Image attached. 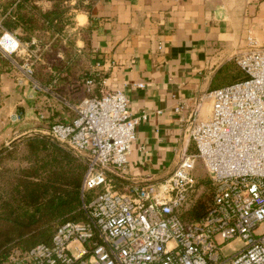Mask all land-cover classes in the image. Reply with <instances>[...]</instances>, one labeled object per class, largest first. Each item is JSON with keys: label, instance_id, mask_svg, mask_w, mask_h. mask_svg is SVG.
<instances>
[{"label": "built area", "instance_id": "obj_1", "mask_svg": "<svg viewBox=\"0 0 264 264\" xmlns=\"http://www.w3.org/2000/svg\"><path fill=\"white\" fill-rule=\"evenodd\" d=\"M247 43L232 56L244 78L198 98L184 119L195 152L183 150L162 180L129 181L124 190L114 186L115 175L127 165L136 125L146 117L132 116L123 90L86 96L76 105L65 102L73 118L51 124L46 134L86 163L80 187L83 217L60 223L49 242L15 249L0 264H264V231L257 232L264 222V43L250 35ZM20 54L27 56L19 67L32 90L48 91L31 75L29 58L39 57L1 27L0 55ZM204 101L208 104L202 109ZM10 118L19 121L22 115ZM37 131L42 130L23 136L42 135ZM196 160L211 176L213 196L200 218L185 222L179 210L197 189L191 174ZM96 188L86 202L84 193ZM233 240L242 245L224 254L223 247Z\"/></svg>", "mask_w": 264, "mask_h": 264}, {"label": "crops", "instance_id": "obj_2", "mask_svg": "<svg viewBox=\"0 0 264 264\" xmlns=\"http://www.w3.org/2000/svg\"><path fill=\"white\" fill-rule=\"evenodd\" d=\"M72 20L71 31L89 28V68L105 80L98 84L99 95L121 89L132 116H146L136 125L125 170L114 178L115 188L124 190L129 181L165 179L183 150L195 152L184 119L200 96L231 83V73L220 71L239 47L247 46L243 32L264 38V0H97L90 14L74 10ZM76 45L80 52L82 41ZM0 58L8 62L0 72V95L11 104L10 117L17 111L33 118L37 108L51 115L56 96L32 90L19 67L24 55L20 61ZM94 86L86 83L85 89L93 94ZM26 132H11L2 146L11 148Z\"/></svg>", "mask_w": 264, "mask_h": 264}, {"label": "trees", "instance_id": "obj_3", "mask_svg": "<svg viewBox=\"0 0 264 264\" xmlns=\"http://www.w3.org/2000/svg\"><path fill=\"white\" fill-rule=\"evenodd\" d=\"M43 1L49 5L43 7L40 3ZM96 2L3 0L1 4V27L14 34L19 29L21 34L17 37L28 42L30 47L38 48L42 59L32 61L31 75L49 93L58 97L52 98L59 109H53L49 115L48 127L73 118L74 112L65 102L75 105L79 96L99 95L98 84L102 78L89 68V28L70 30L74 26V10L90 14ZM77 40L82 41L80 52ZM7 65L8 62L0 58V72ZM220 73H231L230 80L235 78L231 82L244 78L234 60L226 63ZM88 80L95 84L91 88L93 94L85 89ZM62 105L66 112L62 111ZM19 145L25 150L23 164L7 167L5 156H13L11 150ZM85 169L82 158L48 134L25 137L14 142L11 148L0 145V263L8 262L15 249L23 252L38 243L49 242L60 223L82 219L80 187ZM213 189L199 197L193 195L197 189L190 193L179 210L180 218L185 222L200 218L210 206Z\"/></svg>", "mask_w": 264, "mask_h": 264}, {"label": "rangeland", "instance_id": "obj_4", "mask_svg": "<svg viewBox=\"0 0 264 264\" xmlns=\"http://www.w3.org/2000/svg\"><path fill=\"white\" fill-rule=\"evenodd\" d=\"M2 3H3V0H0V7L2 6L1 5ZM40 3H41V5L43 7L46 6V5H49V2H47V1H43V2H40ZM1 15L2 14H0V17H1ZM1 26H2V23L0 21V29H1ZM243 31H244V29H243ZM16 32H17V34H16L17 36L21 34L19 29ZM248 34H249V32H246V31L243 32L244 40H246V41H247L246 35H248ZM249 35L254 37V38H256L260 43H264V38L262 39V37H259V35L253 34L251 32H250ZM21 42H23V41H21ZM34 42H35V40H34ZM23 43H28V42H23ZM29 48H31L32 52L35 55H37L39 57V59H42V56L40 55V52H39L37 47H33L32 48V47H30V44H29ZM247 48H248V45L245 46V47H243V46L239 47V49L237 50L236 53H239V52H241V51H243V50H245ZM22 56H23V54H20V55H17V56L12 55V58L15 61L16 60L20 61L19 59H21ZM24 57L27 58V56H24ZM29 59L30 60H34V56H32ZM234 79H232V80H234ZM38 92H40V91H38ZM43 92L44 91H42V93ZM84 96H85V94H84ZM56 98H58V97H56ZM54 101H55L54 99L52 100V102L50 101V106H51L52 109H55V106L57 107V105H58L57 102H54ZM9 104H10V102L8 100L4 101L3 100V96L0 95V136H3V139H0V145L4 144L5 141H8L11 138V132L15 131V129H16L15 126L18 127L19 125H21L22 123L27 122V121H31V122H35L36 123L34 127L26 129L27 131L28 130L33 131V130H39L40 129L42 131H40V132L37 131L38 134H46V130H47V127L49 125L48 124V121H49L48 117L49 116L46 114V112H44L43 110L37 108V109H35V115L32 116L33 118H30V117L26 118L24 114H22L20 112H17V111L16 112L14 111V113L21 114L22 118H20L19 121H12L11 118H10V111L8 109ZM67 104L70 105L68 102H67ZM53 105H55V106L53 107ZM62 111L66 112L65 111V107L63 105H62ZM39 113H43V117L42 118H39V116H38ZM6 128L9 129L8 132H7L8 135H5V132H4L6 130ZM28 136L30 137V136H39V135L31 134V135H27L25 137H28ZM11 143H14V142H11ZM11 151H13V154H12L13 156H11V155L5 156L6 159H5L4 164L7 167H15V166H18L20 164H23V162H24L23 158H24V155H25V150H24L23 145H19L17 148H15L14 150H11ZM191 174H192L193 178L195 179V183H196V186H197V190L194 192L193 195H195L196 197H199L201 195H204L205 193H209V192L212 191L213 183H212L211 176L208 173V171L205 169L204 165L200 162V160H196L194 168H193ZM98 191H99L98 188L86 191L84 193V200L86 202L91 201L95 197V195H96V193ZM212 196H213V192L211 193L210 201L212 200ZM261 231H264V222H262L259 225L258 230H257V232H261ZM241 245H242V243L239 242L238 240H233V241H231L230 243H228L227 245H225L223 247V253L230 255V254L234 253V251L236 249H238ZM72 251H73V253L75 255H78V253H79V250H72Z\"/></svg>", "mask_w": 264, "mask_h": 264}, {"label": "water", "instance_id": "obj_5", "mask_svg": "<svg viewBox=\"0 0 264 264\" xmlns=\"http://www.w3.org/2000/svg\"><path fill=\"white\" fill-rule=\"evenodd\" d=\"M35 124H36L35 122H31V121L24 122L21 125H19L18 127H16L14 134H17L21 131L32 128L35 126Z\"/></svg>", "mask_w": 264, "mask_h": 264}]
</instances>
